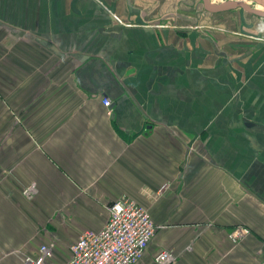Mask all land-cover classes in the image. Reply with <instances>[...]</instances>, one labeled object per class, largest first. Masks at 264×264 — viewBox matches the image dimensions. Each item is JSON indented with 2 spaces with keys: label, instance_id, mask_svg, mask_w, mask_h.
I'll use <instances>...</instances> for the list:
<instances>
[{
  "label": "crops",
  "instance_id": "obj_1",
  "mask_svg": "<svg viewBox=\"0 0 264 264\" xmlns=\"http://www.w3.org/2000/svg\"><path fill=\"white\" fill-rule=\"evenodd\" d=\"M188 5L0 0V264L66 263L121 197L156 225L135 264H264V16Z\"/></svg>",
  "mask_w": 264,
  "mask_h": 264
},
{
  "label": "built area",
  "instance_id": "obj_2",
  "mask_svg": "<svg viewBox=\"0 0 264 264\" xmlns=\"http://www.w3.org/2000/svg\"><path fill=\"white\" fill-rule=\"evenodd\" d=\"M103 103L109 107L110 102ZM110 113V109L107 110ZM168 189L162 185L157 194ZM29 188L25 190L27 193ZM109 216L102 228L84 230L69 245L70 258L64 264H135L143 256L153 238L156 225L149 210L128 197H121L108 207ZM249 230L237 226L229 238L237 242ZM52 245L41 244L36 257L25 256L24 264H50ZM177 254L172 249H161L154 256L155 264H174Z\"/></svg>",
  "mask_w": 264,
  "mask_h": 264
},
{
  "label": "rangeland",
  "instance_id": "obj_3",
  "mask_svg": "<svg viewBox=\"0 0 264 264\" xmlns=\"http://www.w3.org/2000/svg\"><path fill=\"white\" fill-rule=\"evenodd\" d=\"M226 1H232V0H209V4L213 5V6H217L219 4H222ZM234 1V0H233ZM237 1H244L246 2V0H237ZM189 2V5L193 8V11H192V15H193V21H192V24L194 25L193 27L195 28L196 24H199V23H202L201 20H200V14L201 13H204L206 16H209L208 15V11L205 9V5H204V1L203 0H188ZM251 4V3H250ZM249 4V5H250ZM188 5V6H189ZM238 10L237 12H240V13H243V14H246V16L248 18H251L252 15H247L248 13L245 12L243 9H241V7H236ZM179 10V9H178ZM174 12H177V11H174ZM236 12V11H235ZM235 12H232L233 14ZM232 13L230 14V16L233 17ZM210 14V13H209ZM213 16V17H212ZM215 16V17H214ZM199 17V18H198ZM209 18H212V20H210L209 22H211L213 25H215V27H218V25H220L219 23L222 21L223 17L219 18V15L217 14H213L211 15ZM230 18V17H229ZM152 19V18H150ZM250 20V19H249ZM207 22V19H205V23ZM223 22V21H222ZM222 26V25H221Z\"/></svg>",
  "mask_w": 264,
  "mask_h": 264
},
{
  "label": "water",
  "instance_id": "obj_4",
  "mask_svg": "<svg viewBox=\"0 0 264 264\" xmlns=\"http://www.w3.org/2000/svg\"><path fill=\"white\" fill-rule=\"evenodd\" d=\"M251 1H255V2L261 4L262 6H264V0H251ZM204 4L208 10L213 11V12L214 11H223V10H227V9H231V8L239 6V7H242L245 10L250 11L254 14L264 16V12H261L258 9L253 8L252 6H248L247 4H245V2L237 1V0L226 1L222 4L217 5V6L210 5L208 0H204Z\"/></svg>",
  "mask_w": 264,
  "mask_h": 264
},
{
  "label": "bare ground",
  "instance_id": "obj_5",
  "mask_svg": "<svg viewBox=\"0 0 264 264\" xmlns=\"http://www.w3.org/2000/svg\"><path fill=\"white\" fill-rule=\"evenodd\" d=\"M244 2V1H243Z\"/></svg>",
  "mask_w": 264,
  "mask_h": 264
}]
</instances>
